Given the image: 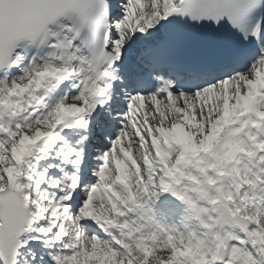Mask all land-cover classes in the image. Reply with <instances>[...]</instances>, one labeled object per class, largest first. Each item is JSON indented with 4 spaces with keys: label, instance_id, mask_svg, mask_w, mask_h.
Instances as JSON below:
<instances>
[{
    "label": "snow or ice",
    "instance_id": "1",
    "mask_svg": "<svg viewBox=\"0 0 264 264\" xmlns=\"http://www.w3.org/2000/svg\"><path fill=\"white\" fill-rule=\"evenodd\" d=\"M0 264H264V0H0Z\"/></svg>",
    "mask_w": 264,
    "mask_h": 264
}]
</instances>
